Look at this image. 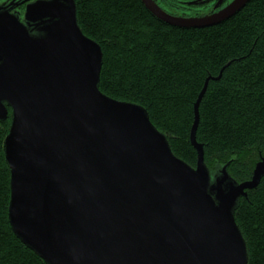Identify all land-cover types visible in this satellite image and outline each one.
Wrapping results in <instances>:
<instances>
[{"label":"trees","instance_id":"16d2710c","mask_svg":"<svg viewBox=\"0 0 264 264\" xmlns=\"http://www.w3.org/2000/svg\"><path fill=\"white\" fill-rule=\"evenodd\" d=\"M73 1L80 31L101 51L98 89L142 107L172 154L190 167L197 161L190 140L197 104L195 140L203 162L210 169L226 164L237 181H249L264 159V0H249L203 28L159 21L140 0ZM10 121L8 114L0 119V264H47L9 222L3 141ZM233 218L246 264H264V174L244 189Z\"/></svg>","mask_w":264,"mask_h":264},{"label":"rangeland","instance_id":"374dc122","mask_svg":"<svg viewBox=\"0 0 264 264\" xmlns=\"http://www.w3.org/2000/svg\"><path fill=\"white\" fill-rule=\"evenodd\" d=\"M15 38L23 45V49L31 53L33 59L37 51L52 60L61 69L62 79H75L92 98L118 109H123L122 104L128 103L110 98L98 89L97 72L101 51L94 40L80 31L74 15L73 0H3L0 2V49L3 48V52L0 50V61L1 53L5 62L12 57ZM133 106L137 107L138 112L130 110L134 111L132 121L135 134L131 141L119 142L121 135L117 139L118 129L109 127V119L104 117L99 120L101 144L98 145L102 151L99 159L111 165V174L118 180L135 182L119 169L106 146H111L129 169L147 172L144 185L155 183L158 186L156 179L149 178L150 172L160 176L162 181L178 177L196 195L204 212L199 211L189 197L167 193L162 203L165 220L160 232L146 231L140 242L138 235L141 228L136 223L141 222L142 229L149 230L152 226L148 218L137 222L127 218L126 224L135 237L123 239L130 244L131 249L123 252L130 256L158 252L171 264H242L241 255L245 260V244L235 225L233 207L243 182L229 174L226 164L215 163L210 169L205 163L200 168H190L180 162H177L178 166L170 162V154L167 149L164 153L161 143V139L166 141L165 134L149 123L142 107ZM94 134V128L84 125L83 130L75 134V139L95 143L92 139ZM90 151L91 148H87L83 153ZM60 200L63 203H47V210L38 207L19 181L11 180L10 177L8 212L15 232L49 264H114L106 250L109 242L103 237L101 214L92 211L85 224L81 203ZM155 205L159 207L160 204L156 202ZM173 221H181L185 226L177 227L172 224ZM212 221L216 222L215 225ZM216 224L220 226L221 242L213 241ZM73 225L78 228H71ZM72 229L76 231V236L72 238L71 244H67L65 230ZM202 257H205L204 260Z\"/></svg>","mask_w":264,"mask_h":264},{"label":"water","instance_id":"95a60500","mask_svg":"<svg viewBox=\"0 0 264 264\" xmlns=\"http://www.w3.org/2000/svg\"><path fill=\"white\" fill-rule=\"evenodd\" d=\"M140 1L146 10L159 21L181 28H203L218 24L235 15L249 0H233L221 12L199 19L172 17L159 9L152 0ZM73 7L75 15L74 1ZM8 29L14 32L9 27ZM0 50L3 52V48ZM35 52L36 58L33 59L31 53L23 49V45L15 38L13 55L7 62L1 53L0 110L2 115L0 119L7 116L5 106L10 107L11 121L3 141V150L11 180L17 179L26 189V194L32 198L33 204L38 207L47 210V203L61 201L60 199L79 202L83 207L85 224L92 211L101 214L103 237H106L109 242L106 250L114 264H171L158 252L151 251L143 254L144 256H130L123 252L131 250L130 244L124 242L123 239L135 237L127 226L126 219H134V222H137L148 218L152 226L149 230H143L141 222L136 223L141 228L138 235L141 242L146 231L150 233L156 231L157 234L160 232V226H163L165 220L161 210L164 208L162 203L167 193L179 194L178 196L184 198L189 197L202 213L204 212L203 205L178 177L174 176L162 181L160 176H155L150 172L149 178L156 179L158 186L155 183L144 185V182H147V172L139 173L129 169L111 146H106L110 156L116 159L119 169L132 177L135 182L127 179L118 180L114 177L111 174V165L99 159L102 155L98 145V143L101 144V137L98 134L101 127L99 120L104 117L109 119V127L118 129L117 139L121 135L119 142L121 140L131 141L135 138L132 118L133 112H138L137 107L130 103H123V109H118L92 98L75 79H62L61 69L52 60ZM100 63L101 56L97 83ZM131 109L134 111H130ZM143 119L145 120V116ZM196 122L197 104L194 107V123L190 131V140L197 153L195 167L200 168L204 162L201 145L195 140ZM84 125L95 129V134L92 136L95 143H86L84 140L79 142L75 139V134L79 130L82 131ZM130 136L132 138L127 139ZM161 143L164 153L167 149L170 154V162L173 161L172 163L176 166H178L177 162H180L183 166L190 167L172 154L167 139L166 141L161 139ZM87 148H91L90 153H83V150L86 151ZM263 174L264 159L255 165L250 181L241 184L238 199L244 195V189L254 186ZM156 202L160 204L159 207L155 205ZM229 221L231 223L230 216ZM9 222L11 224L10 218ZM212 222L215 225L216 222ZM172 224L177 227L185 226L181 221H173ZM11 227L15 232L12 224ZM70 227L78 228L75 225ZM75 232L74 229L65 230L67 244H71L72 238L76 236ZM15 234L44 259L31 244L27 243L17 232ZM214 239L221 242V231L218 224H216L213 241ZM204 258L201 259L204 260ZM44 261L49 264L45 259ZM241 261L242 264H246V250L245 260L241 255Z\"/></svg>","mask_w":264,"mask_h":264},{"label":"flooded vegetation","instance_id":"af4514ba","mask_svg":"<svg viewBox=\"0 0 264 264\" xmlns=\"http://www.w3.org/2000/svg\"><path fill=\"white\" fill-rule=\"evenodd\" d=\"M159 9L169 16L182 19L209 17L224 10L233 0H152ZM3 2V0H0ZM6 106L7 114L11 108ZM8 109L10 111H8Z\"/></svg>","mask_w":264,"mask_h":264}]
</instances>
